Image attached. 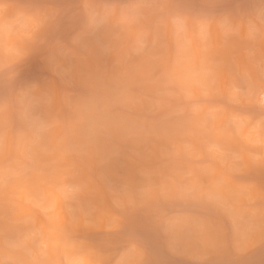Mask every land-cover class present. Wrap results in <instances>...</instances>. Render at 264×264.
<instances>
[{"label": "clouds", "instance_id": "1", "mask_svg": "<svg viewBox=\"0 0 264 264\" xmlns=\"http://www.w3.org/2000/svg\"><path fill=\"white\" fill-rule=\"evenodd\" d=\"M0 264H264V0H0Z\"/></svg>", "mask_w": 264, "mask_h": 264}]
</instances>
